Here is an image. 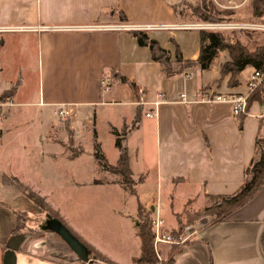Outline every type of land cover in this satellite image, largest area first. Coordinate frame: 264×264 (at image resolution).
Segmentation results:
<instances>
[{
  "label": "crops",
  "instance_id": "0c3cea01",
  "mask_svg": "<svg viewBox=\"0 0 264 264\" xmlns=\"http://www.w3.org/2000/svg\"><path fill=\"white\" fill-rule=\"evenodd\" d=\"M174 5L166 0H0V96L16 85L14 93L0 101V264H4L10 248L14 249L16 264H124L67 223L106 260L95 259L90 253L87 261L72 258L73 250L60 235L46 228L47 215L14 182L20 181L53 204L35 190L18 167L22 148H26L24 134L8 133V123L28 120L31 106L43 108L38 117L50 118L47 130L59 123L56 116L69 120L70 132L63 140L74 138L83 147L82 137L91 135L93 157V130L104 153L99 138L106 134L110 147L116 150L110 164L119 157L111 128L120 130L125 122L132 123L140 111V122L127 139L133 178H143L141 183L145 185L152 177L157 189L161 191L165 185L170 195L179 188L193 189L183 198L182 209L189 202L207 207L217 197L234 195L244 185L246 170L256 156L264 103L254 101L246 112L235 117L231 101L215 98L246 95L250 75L243 78L239 74L238 84L230 85L231 74H221L222 65L230 58L222 52L209 70L191 68L181 76L167 77L161 64L153 60L149 47L140 46L132 35L133 30L145 31L169 52L172 61L177 46L184 59H197L201 50L200 23L181 20ZM13 34L27 35L37 42V100L26 97L20 79L22 70L20 76L7 74L8 60L3 51L7 37ZM122 77L127 82H122ZM104 78L110 83V91L102 96ZM181 95H185L184 100ZM156 100L162 101L157 116L147 117ZM61 107H67L71 115H57L55 111ZM59 133L46 131L40 141L49 147L59 146L60 156L70 160L84 155L83 147V153L71 158L57 141L56 136H62ZM101 170L105 174L88 185L120 187L117 175L112 178L108 171ZM147 201H138L130 215L133 230L127 235L132 248L129 264H134L141 252L139 229L135 227L139 203L152 214H161L159 205ZM54 208L62 221L58 206L54 204ZM18 212L35 219L30 227L15 233ZM202 223V227H191L194 234L176 248L172 264H264V184L224 220Z\"/></svg>",
  "mask_w": 264,
  "mask_h": 264
},
{
  "label": "rangeland",
  "instance_id": "374dc122",
  "mask_svg": "<svg viewBox=\"0 0 264 264\" xmlns=\"http://www.w3.org/2000/svg\"><path fill=\"white\" fill-rule=\"evenodd\" d=\"M166 1H173L175 3L174 8L181 20L199 23L203 22L193 13V8L200 4L202 0ZM209 1L220 10L232 11L233 14L230 20H247L252 18L253 8L250 0L244 6L237 8L232 7L241 4L243 0H207V2ZM216 22L221 21H215L213 23ZM206 31L220 32L232 38H239L248 46L249 50H254L257 43H263L262 33L229 30L223 32L217 30ZM6 40L7 46L3 51V55L8 60L9 70L7 74L9 76L13 75L14 77V75L18 73V76H20L19 72L22 70L23 75L20 79L26 97H29V100H35L39 87L37 42L23 34L9 35ZM22 52H24V61L21 60V56L23 55ZM222 52L227 53L230 58L227 50ZM251 72L252 68H247L241 72V75L243 78H247ZM248 95L247 93L246 96ZM5 98L6 97H3L2 100H5ZM63 108L65 110L67 109V107ZM42 109L43 108L39 106H31L28 112V120L24 119L22 123L11 122L7 124V128H10L8 132L9 135L16 133L24 134L23 142L26 148H22L24 154L21 156L18 167L23 176L34 186L35 190L41 195L47 196L48 199L52 201L53 204L47 203L51 213L50 215L59 218V212L54 208V204L57 205L61 213V222L84 245L87 243H85L67 223H72L76 226L86 238L95 242L96 246L102 247L116 257L118 256L124 264H129V251L132 248L131 242L127 241V235L128 232L130 233V231L133 230L130 215L133 214L138 201L146 203L149 202L147 201L148 198L161 207L160 218L164 220L163 232L173 237L172 243H159L157 250L154 244L157 260L152 264H171L172 256L175 251L174 247L179 246L184 239L189 236L190 228L195 225H190L189 222L196 221L197 216L201 217V220L197 223V227H202V221L208 219L212 220L215 217V214L218 212V209L215 207L218 202H220V199L212 200L207 207L202 206L203 203L198 202L194 205L196 206L195 208L192 206V203L189 202V204H185L182 209L184 202L183 198L190 194L193 189L186 187L180 190L179 188L176 193L170 195L165 185L161 191L158 190L152 177L147 180L145 185L141 183L137 186V195L123 191L120 187L107 188L88 185L94 178H99L101 175L105 174L95 160V157L91 154L93 152L91 135H86L81 139L85 151L84 155L74 160H70L62 155L60 156V152H58L59 146L55 145L49 147L46 145L45 141H43V143L40 141V136L44 132L49 131L51 134H60L59 132H61L62 136H56L58 139L57 141L63 144L71 158L83 153V147L80 144H76L73 140L74 138H70L69 142L63 140L64 134L70 132L67 127L69 120H64L56 116V121L59 123L53 124L55 127H48L49 129L47 130L50 118L45 115L38 117ZM52 115L53 114L48 116L52 117ZM131 125L132 123L125 122L124 126L129 128ZM122 128L123 126L121 129ZM85 133H87V130ZM99 140L102 142L108 161L113 163L116 158H114L115 154L113 149L116 153L114 146L113 148L110 147V141L106 134L102 135ZM110 175L114 178V174L109 172V176ZM96 181L103 182V180ZM18 183L21 184L20 181H18ZM26 189L31 191V189L27 187ZM207 208H209L208 211L206 210ZM210 208L214 210H210ZM177 210L180 211L176 212ZM205 210L207 212H204ZM204 213L213 216L205 217L204 215L206 214ZM24 214L25 216L21 217L23 218L22 225L25 224V226L30 227L35 218L26 213ZM43 214H45L44 211ZM157 216H159L157 212L152 214L150 209L145 208L139 203L137 215L136 217L134 216L136 218L135 224H137L135 227L139 229L140 225L146 220H149L153 226V222L156 220ZM44 219L46 221L47 217L45 216ZM87 246L89 252H92L91 255L96 259L93 253L97 252L93 250L91 245ZM72 253V258L78 260L76 254L74 252ZM134 264L146 263L134 262Z\"/></svg>",
  "mask_w": 264,
  "mask_h": 264
},
{
  "label": "trees",
  "instance_id": "16d2710c",
  "mask_svg": "<svg viewBox=\"0 0 264 264\" xmlns=\"http://www.w3.org/2000/svg\"><path fill=\"white\" fill-rule=\"evenodd\" d=\"M253 8V15H256L259 11L264 8L263 0H250ZM176 10V9H175ZM193 13L200 20L204 22H215L230 20L233 14L230 10H220L213 5L212 2L202 0L200 4L193 8ZM122 19L126 20L125 15L122 13ZM132 35L136 38L140 46L149 47L152 58L162 66V71L167 77L181 76L185 74L187 69L196 68L198 70H209L213 66L215 59L219 56L220 52L227 50L230 55V61L225 62L221 68V74L223 76L231 74L230 85H237L238 81L236 77L241 74L245 69H264V35L262 34L263 43L256 45L254 50H249L248 46L239 38H232L226 36L220 32L214 31H200L201 50L200 55L195 60L184 59L179 46L176 47L175 60L172 61L169 56V52L162 48L160 43L149 37V35L143 30H133ZM250 36L249 34H247ZM111 81L114 76L109 75ZM122 82H127V79H121ZM16 89V85L11 89L8 94L0 96V101L3 97L13 94ZM259 101L264 103V87L257 89L256 91L250 92L247 98V109L254 102ZM246 109V110H247ZM140 111L137 112L132 125L128 128L123 125L122 129L116 127L111 128V132L115 137V146L119 151V157L115 164H110L105 153L102 151L101 144L97 141V133L93 130V145H94V157L99 166L114 175L119 177L118 184L124 190L131 194L136 193V187L143 181L140 178L138 181L134 180L133 172L130 165L129 150L127 147V139L131 132L137 127L140 122ZM261 133L256 143V156L253 159L251 165L246 170V180L241 189L232 196H221L217 197L220 199L215 208L218 212L211 222H218L224 220L229 213L237 209L249 199L262 187L264 184V117L261 124ZM17 183L18 187L25 193V195L34 201L44 212L45 215H50V210L47 202L43 197L37 195L32 191H28L26 187ZM96 183H102L96 181ZM207 211L209 208L206 209ZM204 212H207V211ZM210 210H214L211 209ZM187 213V212H186ZM205 217L213 216L211 214L204 213ZM25 214L18 212V226L15 233H20L26 226L22 225ZM203 216V215H202ZM52 217V216H51ZM58 219L56 217H52ZM200 218V219H199ZM59 220V219H58ZM201 220V217L197 216L196 221L189 222L190 225L197 224ZM49 230V229H48ZM138 236L141 241V252L139 257L134 259L135 263H146L152 264L156 262V253L154 249V232L152 223L146 220L140 225L138 230ZM89 251L87 244L85 245ZM178 247V246H177ZM174 247V250L177 248ZM92 254V252H89ZM96 259L106 260L105 257L99 253H93ZM172 264V261H171Z\"/></svg>",
  "mask_w": 264,
  "mask_h": 264
},
{
  "label": "built area",
  "instance_id": "2783aa9c",
  "mask_svg": "<svg viewBox=\"0 0 264 264\" xmlns=\"http://www.w3.org/2000/svg\"><path fill=\"white\" fill-rule=\"evenodd\" d=\"M249 0H243V2L239 5H235L232 8H237L244 6ZM217 2V1H216ZM220 5V4H219ZM264 5V0H263ZM221 6V5H220ZM199 27L204 30H217V31H241V32H255V33H262L264 35V8L259 11L256 15H252V18L247 20H238V19H232V20H224L221 22H202L199 24ZM248 87V93L256 91L257 89L264 87V69H254L252 70V73L250 74L247 82ZM110 91V83L107 78L102 79L101 81V94L104 96L107 92ZM143 89H140V93H143ZM181 98L184 100L185 95H181ZM247 98L246 95H239L232 97L230 99H227L226 96H217L215 98L216 101H231L233 104V113L234 116L237 117L241 113L246 112L247 109ZM211 101V100H210ZM162 101L156 100L152 104L154 106V109L146 114L147 117H155L157 116L158 107L161 104ZM55 113L61 117H69L71 115V111L68 109H64L63 107L57 109ZM264 117V114L263 116ZM164 227V220L161 219L159 216H157L156 220L153 222V229H154V244L156 250L158 249L159 243H172L173 237L170 234H165L163 232ZM195 230H191L190 228V234L188 237L184 239L182 243H184L186 240L191 237L192 234H194ZM181 243V244H182Z\"/></svg>",
  "mask_w": 264,
  "mask_h": 264
},
{
  "label": "water",
  "instance_id": "95a60500",
  "mask_svg": "<svg viewBox=\"0 0 264 264\" xmlns=\"http://www.w3.org/2000/svg\"><path fill=\"white\" fill-rule=\"evenodd\" d=\"M46 228L60 235L79 259L83 261L88 260L89 251L87 247L60 220L52 218L51 215H47ZM4 264H16V255L13 248H10L6 252Z\"/></svg>",
  "mask_w": 264,
  "mask_h": 264
}]
</instances>
